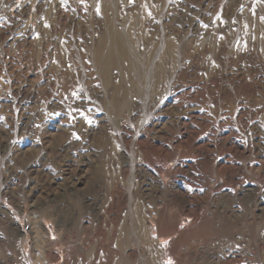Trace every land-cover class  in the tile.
I'll use <instances>...</instances> for the list:
<instances>
[{"label":"rangeland","instance_id":"1","mask_svg":"<svg viewBox=\"0 0 264 264\" xmlns=\"http://www.w3.org/2000/svg\"><path fill=\"white\" fill-rule=\"evenodd\" d=\"M264 264V0H0V264Z\"/></svg>","mask_w":264,"mask_h":264},{"label":"snow or ice","instance_id":"2","mask_svg":"<svg viewBox=\"0 0 264 264\" xmlns=\"http://www.w3.org/2000/svg\"><path fill=\"white\" fill-rule=\"evenodd\" d=\"M169 264H171V262H169Z\"/></svg>","mask_w":264,"mask_h":264}]
</instances>
